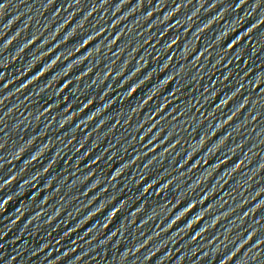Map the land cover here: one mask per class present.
Masks as SVG:
<instances>
[{"label": "water", "instance_id": "1", "mask_svg": "<svg viewBox=\"0 0 264 264\" xmlns=\"http://www.w3.org/2000/svg\"><path fill=\"white\" fill-rule=\"evenodd\" d=\"M264 104V0H228Z\"/></svg>", "mask_w": 264, "mask_h": 264}]
</instances>
